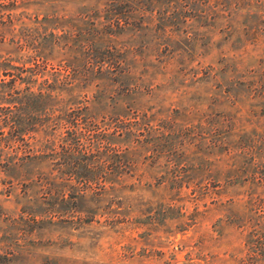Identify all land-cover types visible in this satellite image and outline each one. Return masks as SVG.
I'll use <instances>...</instances> for the list:
<instances>
[{"label": "rangeland", "instance_id": "1", "mask_svg": "<svg viewBox=\"0 0 264 264\" xmlns=\"http://www.w3.org/2000/svg\"><path fill=\"white\" fill-rule=\"evenodd\" d=\"M0 3V264H264V0Z\"/></svg>", "mask_w": 264, "mask_h": 264}, {"label": "trees", "instance_id": "2", "mask_svg": "<svg viewBox=\"0 0 264 264\" xmlns=\"http://www.w3.org/2000/svg\"><path fill=\"white\" fill-rule=\"evenodd\" d=\"M11 8H12V6L5 7L4 3H0V16H2L4 14V10L11 9ZM12 41H13V44H15V46L16 45L19 46L18 45L19 44L18 41H15V40H12ZM2 42L3 41L1 40L0 43H2ZM4 64L11 65L12 67L16 66L13 63L12 58H8V56H1L0 55V65H4ZM6 70H3V74H6V72L8 71V70L7 71ZM9 81H10L9 83L11 84L10 85V89H9V91H7V93L6 92L3 93V94H7L8 97L5 96V95H3V97L7 98L6 101L10 103V102H13V100L15 98V96H13V93L17 92V90L14 89L15 88L14 87L15 78H11ZM6 83H7V81L4 79V77H1L0 78V87H1V85L6 84ZM0 90H1V88H0ZM1 97H2V95H0V103L3 101L1 99ZM10 105L11 104L0 105V109L1 110L5 109V112H3L2 116H0V122H4V123L0 124V134L1 135H3V133H4V127L3 126H5V125H7L9 123L11 124L10 128L11 127L14 128V126H16L15 125L16 124L15 123V117H14L15 115L10 112L11 111V106ZM6 109H7V111H6Z\"/></svg>", "mask_w": 264, "mask_h": 264}]
</instances>
